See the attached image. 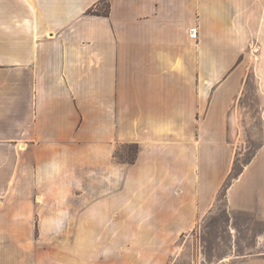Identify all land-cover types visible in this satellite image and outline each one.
<instances>
[{
	"label": "crops",
	"instance_id": "obj_1",
	"mask_svg": "<svg viewBox=\"0 0 264 264\" xmlns=\"http://www.w3.org/2000/svg\"><path fill=\"white\" fill-rule=\"evenodd\" d=\"M224 20L232 51L210 65L206 38ZM239 34H264V0H0V264L14 240L27 248L24 232L81 231L88 246L128 214L140 230L194 227L232 150ZM258 166L245 175L257 196L237 181L233 208L264 206ZM230 257L264 264V252Z\"/></svg>",
	"mask_w": 264,
	"mask_h": 264
},
{
	"label": "rangeland",
	"instance_id": "obj_2",
	"mask_svg": "<svg viewBox=\"0 0 264 264\" xmlns=\"http://www.w3.org/2000/svg\"><path fill=\"white\" fill-rule=\"evenodd\" d=\"M230 26L224 20L206 38L210 65L228 62L225 54L232 51L233 41L232 34H228ZM244 35L239 34L238 55L230 66L240 64L242 68L239 94L229 113L232 150L223 158L221 185L210 209L194 227L182 232L140 230L143 224L128 214L125 230H95L88 246L81 231L24 232L29 239L27 248L11 241L9 249L16 258L13 264H228L231 255L264 252V206L254 211L245 206L237 209L229 199L230 187L237 181H243L244 197L257 196L251 191L247 195L246 169L257 156L264 158V34ZM214 44L220 50L216 56ZM136 153V146L127 144L119 156L132 161ZM256 170L260 175L264 166ZM79 173H84L83 165Z\"/></svg>",
	"mask_w": 264,
	"mask_h": 264
},
{
	"label": "trees",
	"instance_id": "obj_3",
	"mask_svg": "<svg viewBox=\"0 0 264 264\" xmlns=\"http://www.w3.org/2000/svg\"><path fill=\"white\" fill-rule=\"evenodd\" d=\"M108 10H109V5H107V6L105 7L104 13H105V14H108V12H109ZM92 12H95V11L92 10Z\"/></svg>",
	"mask_w": 264,
	"mask_h": 264
},
{
	"label": "built area",
	"instance_id": "obj_4",
	"mask_svg": "<svg viewBox=\"0 0 264 264\" xmlns=\"http://www.w3.org/2000/svg\"><path fill=\"white\" fill-rule=\"evenodd\" d=\"M195 31V30H194ZM193 34H195V33H193Z\"/></svg>",
	"mask_w": 264,
	"mask_h": 264
}]
</instances>
